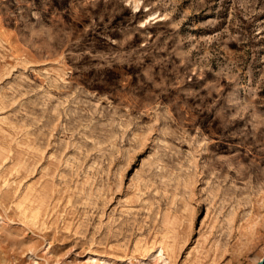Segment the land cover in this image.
I'll use <instances>...</instances> for the list:
<instances>
[{
    "label": "rangeland",
    "instance_id": "obj_1",
    "mask_svg": "<svg viewBox=\"0 0 264 264\" xmlns=\"http://www.w3.org/2000/svg\"><path fill=\"white\" fill-rule=\"evenodd\" d=\"M262 259L264 0H0V264Z\"/></svg>",
    "mask_w": 264,
    "mask_h": 264
},
{
    "label": "bare ground",
    "instance_id": "obj_2",
    "mask_svg": "<svg viewBox=\"0 0 264 264\" xmlns=\"http://www.w3.org/2000/svg\"><path fill=\"white\" fill-rule=\"evenodd\" d=\"M263 261V262H262ZM262 264H264V259L261 260ZM261 262L259 264H261Z\"/></svg>",
    "mask_w": 264,
    "mask_h": 264
}]
</instances>
